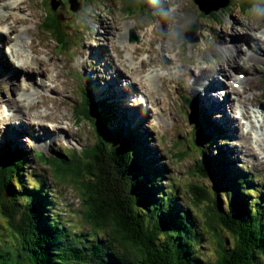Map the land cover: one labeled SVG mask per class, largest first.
<instances>
[{
    "label": "rangeland",
    "instance_id": "rangeland-1",
    "mask_svg": "<svg viewBox=\"0 0 264 264\" xmlns=\"http://www.w3.org/2000/svg\"><path fill=\"white\" fill-rule=\"evenodd\" d=\"M56 1L57 5L55 7H52L51 5L49 7L48 0H26V4L28 3L29 6L25 5V7L28 8L27 10H29V14L24 18V25L21 27V31L23 30V33H25L29 38H31L32 36L34 44L39 45V49L36 50L35 48L31 47L30 44L26 45V47H22V52L29 59H32L35 56L36 60L38 62H42L43 64V66H40L38 70H43L44 73L49 76L54 75L55 80L61 82V84L57 87L62 89L61 93H64V96H62V94L60 93V95L57 94V96H54L55 94L53 93V95H46L44 97L40 95V97L43 104L47 105L48 107L55 108L53 106H56L59 103L60 106L56 109L58 111V118L56 120L66 119V117H68L69 119L71 117L70 120L72 122L76 120L75 123L73 122L74 131L71 128V130H69V133L71 135H76L78 137V140L77 138H70L68 135H64L63 133L59 132L60 138L57 139L54 145H52L50 148H46L45 146L39 145L38 142H36L32 137L28 139L27 136H22L21 143L22 146H24V148L28 150L29 163L25 164V166L22 167L23 171L20 173L17 180L18 185L21 188L17 189L14 195L18 197L26 195L28 190L32 189L31 187L35 186V188H37L39 181H41L40 187L42 188V190H40V192L42 194L43 200L51 204L45 207L46 210H49L50 212L43 213V215H45V218L42 220V224L44 225V223L48 221L47 217H49L50 219L56 217L57 221L65 226L66 230L64 231L72 230V235H76L77 233L79 235H82V238L86 236L89 237V233L91 230L89 225L84 220V214L86 212L83 210L84 205L81 204V201L77 197V193H79L78 188L76 190L72 185L61 182L54 176L53 168H51L49 165H43L44 163L40 160V153L43 152L47 153V157H51V155H60L59 152H63V150H66L69 154H71L72 151H83V149L94 143L93 135L95 134V131L93 130L92 124L80 117L78 121V118H76L75 115L74 108L82 100V95L88 97L94 103L98 102L97 100L99 98L88 93L83 86V71L79 67H75L73 65L74 60L76 59V55L74 54L75 48L80 51L81 48L86 44H92L93 46H107L106 38H104L103 36H98L100 38L98 40L96 31H99V34H106L108 25H105L103 23H110L112 21H115L117 23V27L113 28V34L116 31H121V34H114L115 38L118 37L119 39L121 37L122 42H126L127 44H143V49L149 50L155 47L154 51L159 52V56L162 55L163 57L162 62L158 67L159 69L164 66L163 63L165 61H170V56H173L169 53L170 50H168L169 52L163 51L161 45L163 39L165 38V35L169 34V30L166 27L157 26V29L151 35L154 43L151 40L144 43V40L142 38V31L147 32L149 30V26H156L159 22H162L164 24L167 23L169 27L173 28V33L170 34V39L175 42V54H177V56H175L176 59L173 63L168 61L170 64L168 66H164H171L167 70V72L169 73V75H171L168 77H171L172 79H166L163 83L164 91L162 92V98L166 102V105L163 106L162 103H154L156 104V106L151 104V106L156 109V112L155 114L150 115L149 119L146 117L145 127L144 129H141V139L151 148L148 153L150 156L149 160L157 166H162L163 170L166 172L165 180H162V182L159 183L158 186L154 185V187L157 188V190L160 192L164 191L166 198L169 197V201L172 205V211L178 214H180L181 211H188L192 217L197 218V222L193 220V225L199 230V237L203 233V237L198 241V243L201 244V247L205 251V254L203 256L210 257L214 261L217 256L215 257L214 255V243L212 242L211 235L209 232H205V230L200 228L202 222L204 223L203 214L205 209L202 205L195 206L192 203L191 196L188 192L191 184L213 187L210 178H207L205 180V178L201 177L198 172H195L196 161L198 159V150L195 146L194 138H196V135H200L201 130L204 131L205 135H214V141L212 144L213 146L210 147L211 145L208 143L200 144L199 150H204L205 155L208 158L217 157L218 159V149L219 147H222V149L226 151L227 154L225 169L229 174V177L235 178V180L238 179L236 177L240 174L236 171V168L250 172L255 177V183L261 185L259 188L261 189L262 193L260 194L262 196H264V145H261V147L256 150L259 157L258 159V157L256 156L257 160L249 155L244 154L242 151L240 152L239 150V153L237 155L235 151L232 150V147L235 145L236 139H234L233 136L230 135V133L226 134L225 132V134H222L224 131H218V129L222 128L220 126H225L224 128H230V126H234V124L236 126H239V120H235L234 124L227 121L226 123H220L217 120L220 114H217L216 116V113L213 112L212 115L207 109L202 110L201 107V110H199V99H194L192 95L187 92L184 85L192 82V75L194 76L197 74L198 80L200 82L202 77H204L205 75L202 76L200 73L198 75V71L193 72V74L190 75L189 72L186 77L182 79L181 83L180 77L183 73L190 70L189 66H192V68L196 70L201 68L210 69L211 71L216 72L217 78L221 80L220 78L222 77V75L218 73V71L221 70L222 74H224V72L227 73V69H229L227 63L239 62V64H235V66L233 67V69L235 68L234 70H232L233 75L221 80L224 86H226V93L231 90L230 87L242 89L240 87L234 86L235 83H240L241 79L239 78V75L236 74V72H240L242 74H245V79L242 80V82H245L247 78V84L245 85L247 89L246 92L254 91V89L256 92V98L253 99L252 102L249 101L247 103V108H249V105L251 107L249 108V113L251 114L255 107L264 105V53L262 56L256 55L251 50V48L248 47V44L245 42V38L242 44L240 41H238V45H241V51L239 50L236 52V55L238 54V52H240L237 56L233 54V57L231 59H228L226 53L222 49L219 50L218 48H216V46H219L220 37L222 36L223 39H227L226 43L230 45L232 37L246 35V38L250 42L254 43V45H257L259 43L261 49L264 50V43L261 41V38L263 39L264 36H261V38L259 37L261 31H264V17H256L249 11H242L239 6L241 0H229V3H231V5H227L226 7H223L216 11L220 14V18L218 20L217 16L212 14V12L210 14H201L204 13V11L200 9L199 4L195 0H143L144 8L141 4V0H73L72 8L70 5H68L66 0ZM260 2L261 4H264V0H261ZM212 5L214 4L212 3ZM36 6L37 8H35ZM33 9L37 12L32 11ZM55 13H57L59 17L62 16L61 19L64 20V22L66 23L65 25H67V23L71 25V28L69 30L70 41L69 44H65L67 45L65 47L59 42L60 39L55 32L48 31L46 27H43L42 29V24L47 18H49V14L51 16ZM100 13L101 15L97 17V15ZM118 18H123L124 20L129 19L130 23L134 24L133 28L131 27V25L123 26L122 22L118 20ZM193 29L196 31V33L194 34L195 37L191 32V30ZM2 30L5 32L6 36V29ZM37 34H39V36L43 40L37 39ZM249 35H254L258 39L253 40L251 37H249ZM114 37H111L112 55H116V49L118 48L117 41L116 39H114ZM6 44H9V42L3 43V45ZM61 48L64 49L62 50ZM11 49L14 48L11 46ZM2 51L3 50H0V53ZM133 52H136V49H134ZM94 53L95 52H93L92 54ZM159 56L156 58V60L159 59ZM91 58L92 60L90 59L89 62H92V64L89 65L88 62V66H90L91 68L96 67L103 70L104 67L100 63H98L99 61L94 57ZM106 58H108V56H106ZM234 59H236V61ZM114 60L117 63L116 57ZM189 60L193 61L194 64L196 63V65H191L190 63L186 62ZM5 65L6 63L4 59H1L0 72L4 73V70L6 69L4 68ZM117 65L121 69L125 70V68L120 64L117 63ZM124 66L138 72L137 68L140 67V64L138 60H136V57L133 55L130 60L125 61ZM236 67H241L242 69H236ZM61 68L63 73V81H61L56 73L57 71H60ZM7 70H9V72H7V74L4 73L6 76L2 77L0 80V107L1 105L3 107L5 106L3 102L10 100L13 101L14 98H18V96L20 95L18 92H16L20 80L16 79V88L13 87V83L11 82V80H13L14 78H11V76L15 77V75L10 68H8ZM115 70L117 69L112 68V71L110 72L117 73V71ZM17 72H19V74H17L19 77L24 76L26 81H30L27 78L25 72L31 71H24L19 69ZM36 73L38 72L36 71L32 75L36 78L37 81L44 80V77H38ZM107 73L108 72H106L105 74H101V78L96 81L94 80L93 83L95 84L102 82ZM4 79L8 81H2ZM126 79L128 78L124 77L121 80ZM157 84L161 85L160 82ZM68 85L70 89H68ZM199 86L201 88L203 87V85L201 84ZM122 88L126 89V86L122 85ZM219 90L221 91L220 93H223V88ZM136 91L139 93L147 94V85H145L144 91L142 89H137ZM99 93H101V91ZM98 95L99 94H97V96ZM217 97L219 98V95ZM231 97L235 100L238 99L237 93H231ZM187 98L189 99V103L186 101ZM116 101L118 102V100ZM19 104L23 105V103L21 102H19ZM43 104L33 105L30 109L31 111H34L33 113H36L38 110L37 107L42 106ZM160 104L163 107V110L161 111L158 110ZM69 105L71 106V108ZM114 106L116 107L117 104L115 103ZM182 107L184 108L183 110ZM1 109L2 108H0V154L5 151V149L7 150V148L14 149V147H12V143L8 144V141L6 139L10 138L9 142H11V140L15 139L12 136H17L12 135V133H8L10 123L3 120L4 118L2 116ZM42 112L46 113V110L42 109ZM171 112H173V115L170 114ZM44 113L43 115H45ZM117 114V110L115 109V113L113 114L114 120L112 118V120L109 121L108 124L106 122V125L101 123V125L103 126V130L112 136H115L120 128H122L120 126L112 124L113 121L116 124L123 123L122 120L117 116ZM245 114L248 116L246 112ZM129 115L130 118H137V114L135 113H130ZM207 115L211 117V121L213 122V124H210L208 126L209 129H204L201 125V120L207 117ZM122 116L124 115L122 114ZM165 116H171V122L167 126L164 125L167 122L166 119H163ZM20 117L23 118L22 116ZM158 117H163L160 119V122L163 123L161 127L156 123ZM41 118H43L44 120L53 119L49 116L47 118L41 116ZM132 120L133 119L131 118L129 121ZM64 122L65 121H63V123ZM248 122L249 121L246 120L243 123L248 124ZM130 123L134 125L133 122ZM14 124L17 125L16 122L11 123V125ZM132 125L130 124V128L133 127ZM210 128H215V130ZM136 131H138V129ZM254 133L251 134V137L253 138L251 140L253 142L255 141L254 138L256 137ZM21 143L20 141L18 142V144ZM239 145L243 147L242 144L239 143ZM245 145H249L248 140L247 143L245 142ZM62 174H64V172H62ZM150 187L153 189V186ZM160 192L156 194V198H160V196H158ZM215 192L217 193L219 198L221 197L222 207L225 208V200L221 195L222 191L215 190ZM161 197H163V195ZM253 197L257 196L254 194ZM26 206L27 205L24 204L21 206V208L24 210ZM25 215L28 220L31 217V226L33 227V230H35V225L33 226V223L35 222L34 210L26 209ZM3 221L0 218V240L1 235H3V238L6 237V234L10 236L9 232L4 226ZM249 233H253V230H249ZM223 235L227 236L225 232H223ZM35 236L37 238V241L40 242L36 234ZM99 237L101 238V236ZM30 238L31 235L27 234L20 249L24 256L23 263L29 262L26 259V255L30 257L33 256L32 258L35 259H41L47 256V249L45 248V246V249L42 250H39L38 248L36 249V251H33V249L35 248L24 250L26 241L30 242V246L32 245ZM37 241L36 244H39L37 243ZM228 241L229 240H227V242ZM228 245H231L230 242H228ZM206 263L208 262H206L203 257L197 259V264ZM255 264H264V258L259 257L256 260Z\"/></svg>",
    "mask_w": 264,
    "mask_h": 264
},
{
    "label": "trees",
    "instance_id": "trees-1",
    "mask_svg": "<svg viewBox=\"0 0 264 264\" xmlns=\"http://www.w3.org/2000/svg\"><path fill=\"white\" fill-rule=\"evenodd\" d=\"M66 1L72 8L70 0ZM260 1L241 0L239 6L242 11L250 12L255 4H261ZM50 5L55 7L57 1L48 0ZM212 14L217 20L220 18L218 12ZM61 18L57 13L49 14L42 29L46 27L55 32L65 47L70 41L71 25H65ZM74 109L78 121L80 117L92 124L94 143L71 154L66 150L51 157L40 153V160L43 165L53 168L54 176L61 182L78 188L77 197L86 212L84 220L91 230L89 237L72 235V230L64 231L65 226L56 217H47L48 221L42 224L43 213L50 212L45 207L51 204L43 200L41 181L26 195H14L21 188L18 176L29 161L22 149L15 155L13 149L7 148L0 154V218L5 220L4 226L10 236L6 234L3 238L1 235L0 264H197L200 257L208 262L206 264H255L259 257L264 258L261 185L255 183L250 172L238 168V179L230 178L225 169L227 154L222 147L218 149V159L208 158L204 150H199L200 144L208 143L212 147L214 135H205L201 130L194 138L198 150L195 172L205 180L210 178L213 187L191 184L188 190L192 203L205 209L200 228L211 235L217 256L213 261L203 256L205 251L198 243L203 233L199 237V230L193 225L197 218L188 211L180 214L172 211L169 197L154 187L165 180L166 172L149 160L151 148L141 139V131H136V127H124L115 136L104 131L101 123L108 124L115 113L114 104L107 99L94 103L82 95ZM210 124L213 122L209 115L201 120L204 129H209ZM215 190L222 191L225 208ZM158 192L160 198H156ZM254 194L257 197H253ZM24 204L27 206L23 210ZM26 209L34 210L35 230L31 226V217L26 218ZM27 234L31 235L32 245L26 241L24 250L46 248V257L35 259L26 255L29 262L23 263L20 249Z\"/></svg>",
    "mask_w": 264,
    "mask_h": 264
},
{
    "label": "bare ground",
    "instance_id": "bare-ground-1",
    "mask_svg": "<svg viewBox=\"0 0 264 264\" xmlns=\"http://www.w3.org/2000/svg\"><path fill=\"white\" fill-rule=\"evenodd\" d=\"M220 1L221 0H210V3L217 5ZM25 5L29 6L28 3L26 4V0H0V50H3L0 53V60L4 59L6 63L4 67L6 68L4 70V73L7 74V72H9V70L7 69L10 68L15 75V77L11 76V78H14L13 80H11V82L13 83L12 84L13 87H15L16 79L20 80L19 81L20 83L18 84L17 87V92L20 94L18 98H14L13 101L10 100L3 102L5 106L3 107L1 105L0 108H2L1 110H2V116L4 118L3 120L10 123L8 133H12V135H17V136H12L15 139L11 140V142H9L10 138L6 139L8 141V144L12 143V147H14V149L16 150H19L22 147V144H18L19 141L21 143L22 136H28V138L32 137L33 139H35L36 142H38L39 145L45 146L46 148H50L52 145H54L55 141L60 138L59 132L63 133L64 135H68L70 138H74V139L77 138L78 140V137L76 135H71L69 133V130H71V128L74 131L73 124L76 122V120L73 121L74 123L70 120L71 117L70 119L66 117V119L56 120L58 118V111L56 109L57 107L60 106L59 103L57 105L55 103L56 106H53L55 108L48 107L47 105L43 104L40 97V95L44 97L46 95H51V94L53 95V93L55 94L54 96H57V94L59 93L62 94V96H64L65 94L61 93L62 89L57 87L61 84V82L55 80L54 75L49 76L46 75L43 70L41 71L38 70L40 66H43V64L42 62H38L35 56L32 59H29L22 52V47H26V45H30V44L31 47L35 48L36 50L39 49V45L34 44L33 37L31 36V38H29L25 33H23V30L21 31V27L24 25V18L27 17L29 14V10H27L28 8H26ZM35 8H37V6ZM32 11L37 12L34 9ZM99 15H101V13L98 14L97 17ZM118 20L122 22L123 26L131 25L132 28L134 26L133 23H130L129 19L124 20L123 18H118ZM103 24L108 25L107 26L108 30L106 31V34L105 33L104 35L99 34V31L98 32L96 31V36L97 37L103 36L104 38H106L107 46H93L92 44H86L81 48L80 51H78L75 48L74 54L76 55V59L74 60L73 65L75 67H79L83 71V80H84L83 86L88 93L95 95L98 98H108L110 102H112L113 104L115 103L117 104L116 107L114 106V109L117 110L118 113L117 116L122 120L123 123L116 124L113 121L112 124L116 126H120L122 128L124 127L129 128L130 127L129 120L132 118L133 119L132 122L135 124V126H137L140 130L144 129L146 124L145 123L146 117L149 119L150 115H153L156 112V109L153 106H151V104L155 106L156 104L159 103H162L163 106L166 105V102L162 98V92L164 91L163 83L166 79H172V78L168 77L171 75H169V73L167 72V70L171 66L169 67H164V66L165 65L168 66L170 64L169 62L173 63L176 59L175 56H177V54H175L176 51L175 42L170 39V34L173 33V28L169 27L167 23L164 24L162 22H159L156 26L155 25L149 26L148 27L149 30L147 32L142 31V38L144 40V43L150 40L153 41L154 43V40L151 38V35L157 29V26L166 27L169 30V34L165 35V38L163 39L161 45L163 51L169 52L168 50H170L169 53L172 54L173 56H170V61L169 60H168L169 62L165 61L163 63L164 66L158 69L160 63L162 62L163 57L162 55L159 56L158 54L159 52L154 51L155 47L148 50V49H143L142 47L143 44L135 45V44H127L126 42L123 43L121 37L119 39L118 37L117 38L114 37L115 33L121 34V31H116L114 34L112 32L113 28L117 27L116 26L117 23L115 21H112L110 23L104 22ZM2 29H6L7 31L6 36H5V32ZM192 33L193 36L195 37L194 35L195 33L194 32ZM261 36H264L263 30L261 31L259 37L261 38ZM99 37L98 40L100 39ZM111 37H114V39H116L117 41L118 48L116 49L117 50L116 55H112ZM249 37H251L253 40L258 39L254 35L251 36L249 35ZM244 38H245V42L248 44V47H250L251 50L256 55L258 56L263 55L264 50L261 49L260 44L258 43L257 45H254V43L250 42L246 38V35L232 37V41L230 45L226 43L227 39L226 38L223 39L222 36L220 37L219 46H216V48H218L219 50L222 49L226 53L228 59L229 58L231 59L233 57V54L236 55L237 51L239 50L241 51V47H240L241 45H238L239 44L238 41H240L242 44ZM37 39H42L39 36V34H37ZM261 41L264 43V38L263 39L261 38ZM4 42H9V44L3 45ZM11 46L14 49H11ZM134 49H136V52H133ZM93 52L95 53L92 54ZM239 53L240 52H238V54ZM133 55L136 57V60H138L140 64V67H138L139 69L137 68L138 72L124 66L125 61L130 60V58ZM106 56H108V58H106ZM158 56L159 59L156 60ZM91 57H94L99 61L98 63H100L104 67L103 70L96 67L91 68L90 66H88L89 60L90 59L92 60ZM115 57L117 63L123 66L126 71L121 69L117 65V63L114 60ZM234 60L236 61V59ZM186 62L190 63L191 65H196V63L194 64V62L191 60ZM91 64L92 62H89V65ZM235 64H239V62L227 63L229 68L227 69V73L224 72V74H222L221 70L218 71V73L222 75V77L220 78L221 80H223V78L225 77H229L233 75L232 70L235 69V68L233 69ZM189 67L190 70L181 75L180 83L182 79H184L189 72L190 75L193 74V72H197V71H198V75L199 73L202 76L205 75L204 77H202L201 82L198 80L197 74L194 76L192 75L191 77L192 82H189L186 85H184L187 92L190 93L194 99L195 98L199 99L198 100L200 103V106H198L199 110H201V108L202 110L207 109L212 115L213 112H215L216 116L217 114H220L219 118H217V120L220 123H226L227 121L229 123L232 122L234 124L235 120L238 119L240 122L239 126H236L234 124V126H230V128H228L230 135H232L233 138L236 139L235 145L232 147V150H234L237 155L239 153L238 152L239 150L240 152L242 151L244 154L249 155L257 160L256 156L258 157V154L256 150L260 148L261 145H264V105H259V107H255L253 112L251 114L249 113V108L251 107L249 105V108H247V103L249 101L252 102V100L256 98V92L255 89L254 91L246 92L247 89L245 85L247 84V78L245 82L242 83L240 82L241 83L240 88L242 89H235L230 87L231 89L230 91L232 92L229 91L228 93H226L225 90L226 86H224L223 82L219 80V78H217L216 72L211 71L210 69L207 68H201L196 70L193 69L192 66ZM112 68H116L117 70L115 71H117V73H113V72L111 73L110 71H112ZM19 69L24 71H31V72H25L27 78L30 80L25 83V88L23 87V82L26 81L25 77L17 78L18 76L17 74H19V72L17 71ZM36 71L38 72L36 73V75L38 77H44V80L37 81L36 78L33 77L32 74H34V72ZM106 72L108 73L106 74V77L103 79L102 82L95 84L93 83L94 80L96 81L101 78L100 77L101 74H105ZM4 73L0 72V80L2 77L6 76ZM56 73L58 77L61 79V81H63L62 68L60 71H57ZM159 75H163V76H159ZM124 77L128 79L121 80ZM2 81H8V80L4 79ZM159 82L161 83V85L157 84ZM200 84L203 85L202 88L199 86ZM122 85H125L126 89H123ZM145 85H147V90H148L147 94L139 93L136 91L137 89H142L144 91ZM221 88L224 89V93H220L221 91L219 89ZM68 89H70L69 85H68ZM100 91L101 93H99ZM231 93L232 94L237 93L238 99L235 100L234 98H232ZM97 94L99 95L97 96ZM217 94L219 95V98L217 97L218 96ZM115 99L118 100V102ZM19 102L23 103V105L19 104ZM39 104H43V105L38 106L37 112L33 113L34 111H31L30 108L33 105H39ZM121 104L123 107L121 106ZM129 105H132V107H129ZM42 109H45L46 113L42 112ZM158 110L159 111L163 110L161 104ZM245 112L248 114V116L245 114ZM43 113L45 115H43ZM130 113L137 114V118H133V117L130 118L129 115ZM122 114L124 116H122ZM170 114L173 115V112H171ZM20 116L27 119H23ZM41 116H44L46 118L49 116L50 118L53 119L44 120L43 118H41ZM161 118L163 117H158V120L156 121V123L160 127L161 125H163V123L160 122ZM163 119L167 120V122L164 124L166 126L169 125V123L171 122V116H165ZM246 120L249 121L248 124L243 123ZM63 121L65 122L63 123ZM15 122L17 123V125L15 124L11 125V123H15ZM241 126H242V130H241ZM253 133L256 135V137L254 138L255 140L254 142L251 140L253 139L251 137V134ZM247 140L249 143L248 146L245 145V142L247 143ZM239 143L242 144L243 147L239 145ZM263 152H264V147H263ZM27 156H29V154H27Z\"/></svg>",
    "mask_w": 264,
    "mask_h": 264
},
{
    "label": "water",
    "instance_id": "water-1",
    "mask_svg": "<svg viewBox=\"0 0 264 264\" xmlns=\"http://www.w3.org/2000/svg\"><path fill=\"white\" fill-rule=\"evenodd\" d=\"M198 4H199V7L202 11H204V13L206 14H210L211 12L213 11H218L219 9L223 8V7H226L229 3V0H221L217 5H212L210 3V0H195ZM195 29V27H194ZM191 30V32H194L196 33L195 30ZM186 101L189 103V99L187 98Z\"/></svg>",
    "mask_w": 264,
    "mask_h": 264
},
{
    "label": "clouds",
    "instance_id": "clouds-1",
    "mask_svg": "<svg viewBox=\"0 0 264 264\" xmlns=\"http://www.w3.org/2000/svg\"><path fill=\"white\" fill-rule=\"evenodd\" d=\"M250 13L256 17H264V4L257 3L251 9Z\"/></svg>",
    "mask_w": 264,
    "mask_h": 264
}]
</instances>
